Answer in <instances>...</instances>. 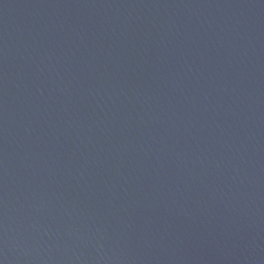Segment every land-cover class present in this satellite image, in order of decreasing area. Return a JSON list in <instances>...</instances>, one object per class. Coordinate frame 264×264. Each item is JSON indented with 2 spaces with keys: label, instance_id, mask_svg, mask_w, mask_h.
Wrapping results in <instances>:
<instances>
[{
  "label": "water",
  "instance_id": "obj_1",
  "mask_svg": "<svg viewBox=\"0 0 264 264\" xmlns=\"http://www.w3.org/2000/svg\"><path fill=\"white\" fill-rule=\"evenodd\" d=\"M0 264H264V0H0Z\"/></svg>",
  "mask_w": 264,
  "mask_h": 264
}]
</instances>
